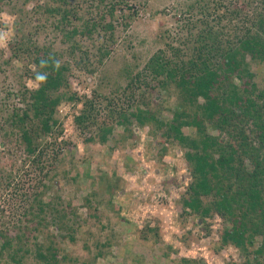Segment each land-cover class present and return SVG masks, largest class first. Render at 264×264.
<instances>
[{
  "label": "rangeland",
  "instance_id": "rangeland-1",
  "mask_svg": "<svg viewBox=\"0 0 264 264\" xmlns=\"http://www.w3.org/2000/svg\"><path fill=\"white\" fill-rule=\"evenodd\" d=\"M198 1L205 0H132L138 14L127 27L116 23L114 49L101 57L97 47L104 40L99 36L103 30L96 32L94 41L78 36L81 49L72 50L63 40L55 25L57 17L47 10L55 0H0V264H44L39 247L50 244L58 248L59 264H179L182 259L189 264H264V217L259 208L250 209L251 200L240 191L241 185L258 187L252 183L260 182L264 197V175L258 180L252 175L251 157L264 154L256 122L238 117L228 93L209 92L200 82L194 87L196 77L187 80L197 95L194 103L186 105L200 107L207 131L216 141L209 155L233 156L227 165H219L220 193L228 195L226 214L221 215L215 208L222 197L217 179L213 182L217 190L201 196L200 203L194 200L197 176L188 155L196 151L190 142L201 137L197 127L177 112L189 91L177 82L158 86L154 78L151 85L134 80L159 50L190 64L204 27L196 22L191 28L189 22L200 13L194 8ZM71 3H80L85 18L100 17L91 0ZM235 3L246 11L252 9L245 0ZM210 21L217 27L227 25L228 33L243 29L227 19L210 17ZM21 31L23 46L15 49ZM235 50L252 72L235 82L241 88L244 81L250 89L256 87L254 96L264 115V52ZM46 51L58 64L69 66L70 88L60 92L68 96L76 91L79 98L61 103L54 132L40 133L38 142L46 150L42 161L33 164L22 131L12 120L23 114L40 85L33 58ZM91 98L98 118L78 127L75 116ZM103 121L111 126L104 140ZM179 131L186 142L177 136ZM61 138L71 141L68 147L51 146V141ZM45 172L48 176L43 178ZM206 173L216 175L210 164ZM37 186L44 191L40 200L35 196ZM41 199L47 203L43 212ZM195 201L196 208L191 206ZM205 207L211 208L207 216L201 212ZM242 208L250 210L246 243L223 244L225 229L235 226ZM5 237L12 238L11 250L21 261L2 252Z\"/></svg>",
  "mask_w": 264,
  "mask_h": 264
},
{
  "label": "trees",
  "instance_id": "trees-1",
  "mask_svg": "<svg viewBox=\"0 0 264 264\" xmlns=\"http://www.w3.org/2000/svg\"><path fill=\"white\" fill-rule=\"evenodd\" d=\"M91 1L94 2L92 6L97 7V12L100 13V17L93 16L85 18L77 6L80 3L73 5L71 0H55V5L50 6L47 10L57 17H55L57 19L55 23V25H57L56 28L62 31L63 40L71 44L72 50L81 49L78 36H83L94 41L96 32L103 30L104 33H100L99 36L103 37L104 40L100 42L97 49H99L101 57L109 56L111 54V49H114V45L112 44L116 42V23L118 24V22H121L122 25L127 27L131 18L138 14L139 8L138 5L134 6L131 3L132 0ZM235 1L236 0H205L204 2L198 1L199 3L195 5V7L192 5V7L198 9L200 13L196 15V19H190L189 22L192 24L191 28L196 26V22H202L204 27H202L198 33L199 43L193 48L197 50L193 51L190 64L187 65V61L183 59L168 57L166 53H164V50H159V52L151 56L146 64V69L139 71L134 79L140 83L144 82L146 85H151L150 79L154 78L158 81V86L165 85L168 82H177L176 85H179L181 89L184 88L186 89L185 91H189L187 92V98L184 99L185 102L179 103L178 107H180V110L177 112L179 117L183 116L187 118V122L197 127L201 137L200 140L190 142L196 151L188 155L190 161L194 164V173L197 176V184L194 191L196 196L194 200L200 203L201 196L210 195L212 191L216 189V185H214L213 182L216 184L218 180L217 184L219 185L217 187L218 190H216L222 197L215 202V208L221 215L226 214L224 208L228 205V195L220 193L223 187L222 181H220L218 177L219 165H227L233 160V156L227 158L224 154H220L217 159H214L209 155L208 151L211 145L216 143L215 138L207 131L200 107L195 106L189 109L186 104L189 102L194 103L193 99H195L197 93L192 89L195 86L197 87L199 82L200 87L209 92L216 89L219 94L228 93L232 96V102L235 108L239 110L238 117L243 116L248 120H254L256 122L261 133V145L264 148V115L261 113L262 110L257 105L258 102L254 96L256 87L250 89L248 85H246L248 82L244 81V88H241L235 82L236 77L244 79L247 75L252 76V72L247 63H245V61H240L238 52L235 49H254L264 52V40L262 38L264 32V0H245L247 5L251 4L252 9L250 11H246L243 7L239 6L240 3H235ZM229 3L233 5L232 8L227 6ZM211 4H213V7H211ZM223 6H227V9L221 11ZM107 17H109L108 21ZM210 17L218 21L227 19L228 21L234 22L233 25L236 28L242 27L243 29L239 34L234 33L236 32L235 29H231L229 33L225 32L224 30L225 28L227 30L228 26L223 25L217 27L218 25L211 23ZM80 21L83 22L80 23ZM248 22H251V25H249ZM234 34L238 36L236 40L233 39ZM22 37H25L23 31H21L20 35L21 42L18 41L17 47L13 45V48H19V45H22ZM32 48L33 46L30 49ZM35 54L33 62L38 66L36 77L39 78L40 85L31 93L30 96L32 99L28 102V107L23 111V114L21 116L17 115V119L12 120V123L19 126L22 131V140L24 141L25 149L29 156L28 159L32 161L33 164H38L42 161V155L46 150V146H42V143L38 142L40 133H46L47 131L54 132L59 123L56 114L58 113L61 103L79 98V96L76 91H70L68 96L66 95L67 92H60L62 88H70V81L66 74V70H69V66L58 64L54 54H50L49 51L42 54L36 52ZM101 60L102 59H100V61ZM192 77L198 79L194 87L190 88V83L189 81L187 82V80ZM215 102H219V99H215ZM85 103L86 106L82 109L81 113L75 116V122L78 127H87L88 124L91 123L90 120L95 119L96 121L98 118V116L93 113L95 109L94 99H86ZM209 111L214 112L215 110L210 107ZM142 119L143 117L141 116V122H143ZM100 130L102 131L104 140L107 132L111 131V126L107 125L106 121L101 125ZM177 136L182 142L187 141V137L181 131H179ZM51 142L53 143L51 146L54 147L57 145L58 148L68 147L71 143V141H63V138ZM49 144L50 142L48 141L47 146ZM249 151L251 150L249 149ZM246 153L250 154V152ZM251 158L254 164L252 175L255 177V180H258V176L262 177L264 175V154L258 156V158L255 156ZM209 164L213 168L216 174L215 176L206 173ZM46 176H48L47 172H45L43 178ZM42 181L41 179L40 182L42 183ZM252 184L258 187L254 186L247 188L241 185L240 191L245 192L246 197L251 200L250 209L259 208L264 217V197L262 195V190L259 189L260 182H254ZM44 186L46 187V185ZM37 192L38 193L35 195L36 199L40 200L39 196L44 194V191L42 189L40 190L39 186H37ZM41 201L42 205H40V210L43 212L47 203L43 202L42 199ZM196 201L191 203V206L194 208L197 206V204H195ZM197 208V210H199V205ZM210 211V207H205L201 212L203 215L207 216ZM248 213H250V210L245 211V209H243L236 215L235 226L225 229L223 233V244L233 243L239 247L244 246L246 243V233L249 231L247 226ZM69 237L74 239V235L71 232H69ZM5 238L6 241L3 244L2 252L8 251L13 259L20 260L21 258L17 257L18 253L11 250L13 246L12 238ZM58 252V248H53L50 244L45 249L40 245L38 254L40 258L44 260V264H59L60 259L58 258ZM179 264H189V261L182 259Z\"/></svg>",
  "mask_w": 264,
  "mask_h": 264
}]
</instances>
